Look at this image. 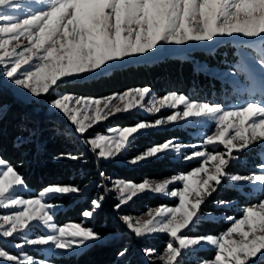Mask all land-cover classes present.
<instances>
[{
    "label": "snow or ice",
    "instance_id": "obj_1",
    "mask_svg": "<svg viewBox=\"0 0 264 264\" xmlns=\"http://www.w3.org/2000/svg\"><path fill=\"white\" fill-rule=\"evenodd\" d=\"M236 37L241 38V47L255 51V55L242 53L235 72L229 73H242L248 82L241 90L248 98L236 106L199 101L176 91L156 96L147 86L99 98L72 90L162 46L186 47L189 42ZM5 78L30 100L54 97L46 106L70 122L72 129L64 134L81 137L97 162L126 157L123 163L133 167L170 153L185 162H197L185 173L159 180L144 177L139 182L111 180L104 170H97L99 186L117 193L116 210L143 195L173 199L174 206L149 208L135 218L120 217L136 238L166 235L162 253L143 250L146 257H156L150 264H183L186 253L206 247L214 257L198 259L196 264H264V0H0V84ZM141 110L156 118L88 135L101 122ZM162 110L171 111L159 115ZM190 119L210 128L187 154L186 146L173 138L143 148L136 144L152 130ZM253 149H259L260 155L252 171H229L233 161ZM129 152L133 154L128 156ZM53 159L81 161L83 153L61 152ZM103 181H110L112 187ZM226 183L234 190L243 189L252 202L240 208L238 218L225 217L229 226L219 234L190 235L199 221L211 218L202 206ZM21 191H26L22 174L0 157V264H50L23 252L14 254L4 242L17 250L47 246V252L55 256L57 250L75 254L104 239L86 226L104 196L91 200L80 222L58 225L52 212L57 205L48 201L83 195L84 189L51 183L30 198L20 195ZM214 203L226 207L230 202ZM32 229L41 234L28 238ZM126 253L124 248L117 255Z\"/></svg>",
    "mask_w": 264,
    "mask_h": 264
},
{
    "label": "trees",
    "instance_id": "obj_2",
    "mask_svg": "<svg viewBox=\"0 0 264 264\" xmlns=\"http://www.w3.org/2000/svg\"><path fill=\"white\" fill-rule=\"evenodd\" d=\"M233 48L232 44L226 42L218 45L213 51L191 50L188 52L190 57L165 55L150 63L129 64L103 78L89 81L72 90L78 95L103 97L128 88L147 86L157 95L176 91L199 101L219 103L223 93L220 79L197 69L195 62H204L214 67H227L235 58ZM134 121V117H121L114 119L111 124L131 125ZM67 131L70 130L62 119L40 111L37 104L21 101L0 86V157L17 167L26 185L34 192L51 183L75 184L81 188L88 184L92 185L84 196H69L56 200L66 205L64 210L55 215V220L59 224L68 221L80 222L82 211L89 208V201L93 197L95 188L102 183L97 176L98 169L104 170L107 176L113 179L139 182L144 177L159 178L184 172L191 166L164 158L130 168L111 162H97L81 143V138L74 133L71 137L65 135ZM178 136H184V133L177 129L154 134L157 142ZM136 143L143 144V137H140ZM61 152L83 153V159L81 161L53 159ZM248 153L252 157L255 156L253 153ZM250 169L248 171L241 168L239 171L245 174L253 170L252 167ZM214 200L234 201L242 206L252 202L241 189L234 190L232 186L219 191ZM220 211H224L228 216L239 215L237 210L229 207L218 209L216 214ZM87 225H92L101 236L117 235L109 240L96 242L80 253L55 256L52 258L54 262L56 264H122L117 252L129 247L127 243L130 242L131 236L116 220L110 209H105L103 204L95 218L88 221ZM228 226V221L204 219L197 223L191 234H218ZM155 240L151 245L158 243L159 239ZM147 245L150 247V244ZM205 256L211 257L210 254Z\"/></svg>",
    "mask_w": 264,
    "mask_h": 264
},
{
    "label": "rangeland",
    "instance_id": "obj_3",
    "mask_svg": "<svg viewBox=\"0 0 264 264\" xmlns=\"http://www.w3.org/2000/svg\"><path fill=\"white\" fill-rule=\"evenodd\" d=\"M240 39H241L240 37H236V38H232V39L225 38L222 40H216L214 42H203V43L189 42V44L186 47L185 46H171V47L162 46L160 50H153V52L150 55L146 54L144 57H138L134 62L125 63L123 65V67L126 65H129V64H136V63H143V62L150 63V62H152L156 59H159L160 57H163L165 55L178 56V57H182V58L190 57L188 52H190L191 50L202 49V50H207V51H213L218 45H220L222 43L229 42L230 44L233 45V47H234L233 52L235 54V58L230 62V65H228L227 67H214V66H208L204 62H195V67L197 69L202 70V71L208 72L209 74H212V75H214L220 79L222 89H223V93L221 94V100H220L221 102H219V103L224 104V105L229 106V107L236 106L239 103H243L244 100L248 98L246 94H242V92H241L242 89L247 87L248 82H247L244 74H242V73L236 74V75H230L229 73L235 72L234 66L239 62L242 53H246L249 55H255V51L252 48L241 47V45L238 43V41ZM0 86L2 88H5L6 90L10 91L11 93H13L14 97L20 99L21 101H24L26 103L32 102L33 104H37L40 107V111H44V113H46V114H49V115L52 114V115L59 117L60 119H62L64 121L65 126L69 130L72 129L70 122L67 121L66 118H64L61 114H58V113L51 111L46 106V101L48 99H51L54 97L44 96L38 102L35 100H30L23 95L24 90L18 89V86L11 85L6 80V78L3 80L2 84H0ZM152 93L156 96H162V95H157L154 92H152ZM97 98H99V97H97ZM170 111L171 110H162V112L159 115L170 114ZM129 116L135 118L134 122H137L140 120H145V119L148 121H152L156 118L155 115L148 114L142 110L141 111H134L132 114H118L116 118H110L106 122H101L99 124V126H94V128L88 133V135L91 136L94 133L106 134V128L109 126H129V125H112L111 124V122L114 119H118L121 117H129ZM209 128H210V125H207V124L200 125L196 121L190 119L187 122L181 121V122L174 123L172 125L162 126L158 129L152 130L147 135L141 136V137H143V140H144L143 144H138V143H136V144H138L141 148H143L145 145H150L152 143H159L156 141V138L154 137L155 133L165 132V131L171 130V129H177V130L182 131L184 133V136H178V137H172V138L175 139L177 142L181 143L182 145L186 146L183 149V151L185 154H187L190 152L191 146L199 145L202 142L203 136L208 133ZM79 138H81V137H79ZM219 150L223 151L222 146ZM248 152L255 154V156L254 157L250 156ZM132 154H133V152H129L127 155L130 156ZM259 155H260L259 149H253L251 151H245L240 156V158L238 160H235L232 162L231 167L229 168V171L233 172V173H241L239 171V169L241 170V168L247 169L248 171L251 170L250 168L251 167L253 168V165L259 162V160H258ZM124 159H126V157H122L120 159L114 160L111 163L123 165L127 168H130L125 163H123ZM164 159L169 160L171 162H177V163H182V164H191V166L188 170H190L192 167L197 166V162L195 160H193L191 162H185L182 158L177 157V155L175 153H170L169 156L165 157ZM187 171L179 172V173H185ZM179 173H175V174H179ZM170 176L171 175L165 176V177L154 178V179L159 180V179L170 177ZM110 179L116 180L119 178H114V179L110 178ZM123 180H125V179H123ZM126 181H128V180H126ZM130 181H132V180H130ZM104 184L108 188L112 187L110 181H106ZM90 186H92V185L88 184V185L84 186L82 189H84L85 191H84L83 195H79V196H84L85 192L88 190V188ZM227 186H231V185L226 183L223 187H220L219 191L225 190ZM219 191H217L215 194H213L211 196V198L207 200L206 204L202 206V212L203 213H211V218L206 219V220L227 221L225 219V217H228V215H226V213L224 211H220L219 214H216L217 210L220 208H228L229 207V208H233V210H237L238 212H240V208L242 207V205H237L234 201H228L230 203L226 207L216 206V204L214 203L215 202L214 198H215V195ZM241 191H243L244 194L246 195V193L243 189H241ZM33 193H38V191L34 192L32 189H30L26 185V191H21L19 194L22 195L24 198H30ZM79 196H77V197H79ZM92 196L93 197L91 198V200L94 198H98L100 196L105 197L103 202H102V205L103 204L105 205V209L106 208L110 209V211L115 216L116 220L119 221V223L124 227V229L131 236L130 242L127 243L128 244L127 246H129V247H126V249H127L126 255H124L123 257H120V260H122L121 261L122 264H150V261L154 260L156 257L155 256H153L151 258L146 257L143 254V250L147 249V248H154V249H156V252L158 254L162 253V250L165 247V244L167 241L166 235L157 234L155 236H148L146 238H136L133 234H131L126 229V227L122 223L120 217L123 215H131L135 218V217L141 216L149 208L154 209L155 207L160 206V205L174 206V202H173L172 198L164 197L161 195H143L140 198L135 199L134 202H131L125 206H122L121 209L116 210L114 208V205L117 202V193L115 191L105 192L104 187H100L99 185H97ZM77 199L80 200L79 198H77ZM91 200L89 201V207L91 204ZM48 202L49 203H55L57 205L54 209H52V212L54 215V222H56L55 215L59 211L64 210L66 208V205H64L63 203L57 202V201H48ZM175 202H178V198H176ZM154 203H155V205H150V204H154ZM101 208H102V206H101ZM99 210L96 212V214L99 212ZM233 217L238 218V215H235ZM91 220H93V219H91ZM91 220H89V221H91ZM202 220H204V219H202ZM68 222H74V221H68ZM87 222L88 221H86V226L93 228L92 225L91 226L87 225ZM65 223H67V222H65ZM57 224L63 225L64 223L63 224L57 223ZM44 231L46 232V230H44ZM37 234H41V233L38 232L36 229H32L28 232V238H34ZM189 234L192 235L191 233H189ZM116 235L117 234L102 235V237H104V239L100 240L98 242L109 240ZM201 235H206V234H201ZM213 235H215V234H213ZM157 238L159 239L157 241L158 243H156V245H154V246L151 245V243H153V241L155 242L156 241L155 239H157ZM12 242L15 243L16 241H12ZM147 244H150L149 245L150 247H148ZM3 246L14 254L19 255L20 252H23L27 255L33 256L37 260L44 259V260L50 261V264H56L54 262V260L52 259L55 256H60V255L66 256V255L71 254V253H67L65 250H57V255L52 256L47 252V250H46L47 246H25L24 248H22L20 250H17L15 248L10 247V244L8 242H4ZM86 248H82L79 251H77L76 253H80L83 250H85ZM208 254H210L211 257L205 256ZM213 257H214V252L211 250L210 247H206V248H203L201 250H198L195 253H186L182 259H183V264H196V261L198 259H211Z\"/></svg>",
    "mask_w": 264,
    "mask_h": 264
}]
</instances>
